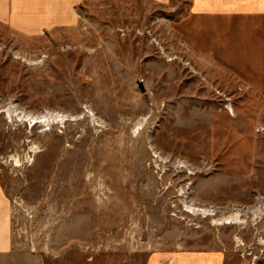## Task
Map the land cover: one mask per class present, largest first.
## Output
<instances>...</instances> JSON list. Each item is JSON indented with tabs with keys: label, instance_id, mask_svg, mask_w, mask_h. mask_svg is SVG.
<instances>
[{
	"label": "rangeland",
	"instance_id": "rangeland-1",
	"mask_svg": "<svg viewBox=\"0 0 264 264\" xmlns=\"http://www.w3.org/2000/svg\"><path fill=\"white\" fill-rule=\"evenodd\" d=\"M249 1L83 0L49 27L0 19L15 247L41 264H167L186 251L264 264V0ZM237 4L262 16L242 28ZM233 213L244 221L224 223Z\"/></svg>",
	"mask_w": 264,
	"mask_h": 264
},
{
	"label": "crops",
	"instance_id": "crops-1",
	"mask_svg": "<svg viewBox=\"0 0 264 264\" xmlns=\"http://www.w3.org/2000/svg\"><path fill=\"white\" fill-rule=\"evenodd\" d=\"M83 0H0V19L8 21L10 25L23 27H40L53 26L74 12L76 6ZM194 4H195V0ZM247 3L251 1L246 0ZM237 19L239 26L244 28L251 18L260 17L262 13L259 9H254V4L244 7L241 4L236 5ZM197 12H204L206 9L199 8ZM211 11V10H206ZM214 11V10H213ZM33 12L31 18L18 19V22H11L14 13ZM37 12H42L38 15ZM23 14V13H22ZM243 17V20L241 18ZM12 18V19H11ZM5 195L0 188V264H41L39 256L30 250L19 249L14 246L10 227L8 222L7 202ZM167 264H225V253L222 251H195L179 252L174 254Z\"/></svg>",
	"mask_w": 264,
	"mask_h": 264
},
{
	"label": "bare ground",
	"instance_id": "bare-ground-1",
	"mask_svg": "<svg viewBox=\"0 0 264 264\" xmlns=\"http://www.w3.org/2000/svg\"><path fill=\"white\" fill-rule=\"evenodd\" d=\"M43 117H44V115H43ZM50 118H47L48 119V122L49 121H53V122H61L62 121V115L61 114H59V113H55V114H52L51 116H49ZM39 122H43L41 119H39L38 120ZM47 122V121H46ZM135 126L137 127V128H142V126H143V118H141V119H139L137 122H136V124H135ZM153 155H155V156H158L157 155V153L156 152H154L153 153ZM256 209V208H255ZM188 210L189 211H191V212H198V213H208V214H210L211 212L207 209V208H205V207H202V206H200V205H198V206H191V205H189L188 206ZM256 210H258V209H256ZM254 212V210H251V211H249V213H253ZM245 214L244 213H233V214H231V215H229V216H227V217H225L224 219H223V221H224V223H239V222H243L244 220H243V216H244Z\"/></svg>",
	"mask_w": 264,
	"mask_h": 264
},
{
	"label": "water",
	"instance_id": "water-1",
	"mask_svg": "<svg viewBox=\"0 0 264 264\" xmlns=\"http://www.w3.org/2000/svg\"><path fill=\"white\" fill-rule=\"evenodd\" d=\"M139 87H140V89H144V86L141 82L139 83Z\"/></svg>",
	"mask_w": 264,
	"mask_h": 264
}]
</instances>
